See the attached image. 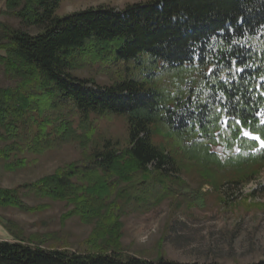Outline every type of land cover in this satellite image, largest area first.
<instances>
[{
  "label": "trees",
  "instance_id": "1",
  "mask_svg": "<svg viewBox=\"0 0 264 264\" xmlns=\"http://www.w3.org/2000/svg\"><path fill=\"white\" fill-rule=\"evenodd\" d=\"M64 1L6 0L5 14L21 27L0 22V65L14 83L0 87V161L17 171L29 156L68 144L78 145L81 158L34 183L0 188V209L50 207L29 206L23 195L66 203L62 220L76 217L93 230L86 248L73 252L4 220L13 239L0 241V264H199L125 256L122 218L169 199L204 209L205 194L179 176L188 165L216 190L218 174L231 172L241 185L264 170L259 140L232 122L225 127L223 112L209 109L202 120L189 111L191 96L199 107L211 90L228 100L234 94L250 122L244 127L264 140V115H255L264 112V0H149L59 16ZM240 52L249 66L234 78L230 62ZM92 69L113 81L76 75ZM91 116L122 117L126 138L97 142Z\"/></svg>",
  "mask_w": 264,
  "mask_h": 264
},
{
  "label": "rangeland",
  "instance_id": "2",
  "mask_svg": "<svg viewBox=\"0 0 264 264\" xmlns=\"http://www.w3.org/2000/svg\"><path fill=\"white\" fill-rule=\"evenodd\" d=\"M149 0H65L58 11L65 16L77 11L100 6L122 9L128 4ZM6 0H0V22L20 28V22L5 14ZM0 56H5L0 52ZM76 75L93 78L100 84H110L113 79L97 69L79 70ZM13 86L4 77L0 65V87ZM96 128V141L105 138L121 139L127 136V124L122 117L91 116ZM80 120L76 121L78 127ZM155 143L169 146L156 137ZM1 147V146H0ZM222 153V149H215ZM81 152L77 144L49 151L42 156H29L24 169L12 171L0 161V188L15 189L34 183L57 169L79 161ZM179 175L192 189L205 194L206 206L188 208L180 199H169L160 207L145 213H129L124 223L122 244L124 255H140L156 260L163 257L179 263L199 264H253L264 261V170L252 181L241 185L232 183L231 172L217 175L219 190L214 184L203 185L202 170L191 165L181 169ZM24 194V192L22 193ZM29 206L49 205L45 213L25 214L14 209H0V236L13 234L4 227V220L18 224L25 236H38L48 244H67L73 252L86 248L93 226L79 218L66 221L62 216L71 207L66 203L37 200L23 195Z\"/></svg>",
  "mask_w": 264,
  "mask_h": 264
},
{
  "label": "snow or ice",
  "instance_id": "3",
  "mask_svg": "<svg viewBox=\"0 0 264 264\" xmlns=\"http://www.w3.org/2000/svg\"><path fill=\"white\" fill-rule=\"evenodd\" d=\"M237 55L240 57V61L238 62L237 60L233 59L230 62V69H229V70H232V69L235 70L234 78H239V77H236L235 74L236 73L242 74L245 68L249 66L247 65V62H246L247 55H248L247 52H240V53H237ZM239 63H242L243 67L238 66ZM208 74L210 76L213 74L212 68L208 69ZM211 91H212V95L209 96L204 101H202L201 102L202 106H199V107L194 106L197 104L199 97L191 96L190 103H189V111L193 113L194 116L197 113H199L202 120L205 119V113L209 109L214 110L217 113L223 112L225 114L224 121H223L225 127L229 125V122H232L237 126L238 130L244 134V136L250 139L259 140L261 145L264 146V140H260V138L257 136L250 135V133L244 127L246 124H249L250 122L246 119V117H243L241 115L240 106L238 104L239 97H235V95L233 94V98L231 100H228L223 90H221L220 92H215L214 90H211ZM261 95H264V92H262ZM255 115H264V112L255 113ZM186 123H192V121L187 120ZM261 123L264 124V120H262Z\"/></svg>",
  "mask_w": 264,
  "mask_h": 264
},
{
  "label": "crops",
  "instance_id": "4",
  "mask_svg": "<svg viewBox=\"0 0 264 264\" xmlns=\"http://www.w3.org/2000/svg\"><path fill=\"white\" fill-rule=\"evenodd\" d=\"M11 237H8L7 235L0 236V241H10Z\"/></svg>",
  "mask_w": 264,
  "mask_h": 264
}]
</instances>
